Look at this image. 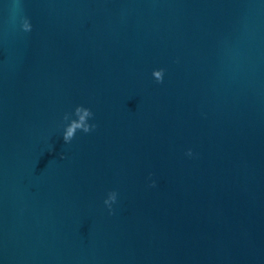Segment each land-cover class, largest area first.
Returning a JSON list of instances; mask_svg holds the SVG:
<instances>
[{
    "label": "water",
    "instance_id": "obj_1",
    "mask_svg": "<svg viewBox=\"0 0 264 264\" xmlns=\"http://www.w3.org/2000/svg\"><path fill=\"white\" fill-rule=\"evenodd\" d=\"M0 264H264V0H0Z\"/></svg>",
    "mask_w": 264,
    "mask_h": 264
},
{
    "label": "clouds",
    "instance_id": "obj_2",
    "mask_svg": "<svg viewBox=\"0 0 264 264\" xmlns=\"http://www.w3.org/2000/svg\"><path fill=\"white\" fill-rule=\"evenodd\" d=\"M14 7L18 9L19 8V4H15ZM22 27H23V29L25 31H29L31 29V24H30V22H29V20L27 18L23 19ZM153 73L156 76V80L158 82H162V80H163L162 73H164V70L163 69H159V71H156V69H154ZM74 114L78 117V120L73 121L72 125L67 128L66 133H64L63 139H64L65 142L69 141V138L73 136L74 131L77 128H80V129H82L83 132L88 133V132L92 131L96 127L95 124H89V122H88V118L93 116V113H92V111L89 108L84 107L82 105H78L75 108V113ZM69 119H70V114L65 113L64 120L68 121ZM187 154L188 155H192V152H191L190 149L188 150ZM154 183L155 182H153V184ZM115 200H116V193L112 192L111 201H105V204L108 205L109 208L111 209V204L113 202H115Z\"/></svg>",
    "mask_w": 264,
    "mask_h": 264
}]
</instances>
